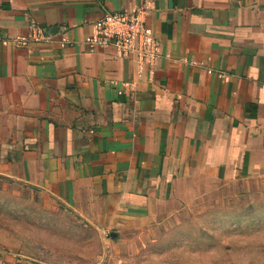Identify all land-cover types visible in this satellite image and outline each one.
Here are the masks:
<instances>
[{"label":"crops","instance_id":"0c3cea01","mask_svg":"<svg viewBox=\"0 0 264 264\" xmlns=\"http://www.w3.org/2000/svg\"><path fill=\"white\" fill-rule=\"evenodd\" d=\"M140 5L154 74L85 43ZM36 23L50 39L17 45ZM0 180L118 231L203 186L264 182V0H0Z\"/></svg>","mask_w":264,"mask_h":264},{"label":"rangeland","instance_id":"374dc122","mask_svg":"<svg viewBox=\"0 0 264 264\" xmlns=\"http://www.w3.org/2000/svg\"><path fill=\"white\" fill-rule=\"evenodd\" d=\"M207 188L118 231L0 180V250L34 264H264V182Z\"/></svg>","mask_w":264,"mask_h":264},{"label":"built area","instance_id":"2783aa9c","mask_svg":"<svg viewBox=\"0 0 264 264\" xmlns=\"http://www.w3.org/2000/svg\"><path fill=\"white\" fill-rule=\"evenodd\" d=\"M148 9L140 5L131 10L106 13L95 22L94 34L85 43L91 49L112 47L120 56L137 60L140 73L154 74L162 57V44L148 22ZM33 28L35 32L31 36L16 39L17 45L27 46L50 39L39 24H33Z\"/></svg>","mask_w":264,"mask_h":264}]
</instances>
